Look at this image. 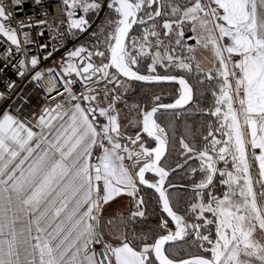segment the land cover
<instances>
[{
  "label": "snow or ice",
  "instance_id": "1",
  "mask_svg": "<svg viewBox=\"0 0 264 264\" xmlns=\"http://www.w3.org/2000/svg\"><path fill=\"white\" fill-rule=\"evenodd\" d=\"M102 10L90 46L37 70L26 29L46 26L59 51ZM43 14L13 25L0 3V57L18 56L15 75L47 101L21 115L29 101L17 94L0 108V264H264V0H60ZM48 48L38 45L45 60ZM189 78L207 82L211 104L195 111L214 120L199 141L186 126L177 142L175 119L158 114L182 115ZM131 81L175 82L179 95L129 102ZM124 198L127 215H106ZM150 202L158 223L137 230Z\"/></svg>",
  "mask_w": 264,
  "mask_h": 264
},
{
  "label": "built area",
  "instance_id": "2",
  "mask_svg": "<svg viewBox=\"0 0 264 264\" xmlns=\"http://www.w3.org/2000/svg\"><path fill=\"white\" fill-rule=\"evenodd\" d=\"M0 3H3L6 9L13 13V25L28 23L29 21L34 24L37 19H46L48 17H46L43 12L47 9H50V14H58L60 12V0H41V4L39 5L36 3V0H20V4L15 7L12 6V0H0ZM93 27L94 24L91 23L87 31L82 34H78L75 39L69 37L64 41H61L63 46L59 49V51L53 50L52 43L47 35L46 26L40 25L31 29H26L30 31L31 38L33 41H35V43L28 45V48L29 55H37L39 58L37 70L56 67L61 61L65 51L73 48L74 46L80 44H86L90 46L92 43L88 40V36L91 33ZM42 29L45 31V35L38 36L37 33ZM45 42L49 44L48 50L53 51V55L47 60L43 58L45 52L38 49L39 43ZM3 47H6V45L0 46V51H2ZM18 59L19 57L17 56L6 61L0 57V92L8 93L7 83L15 80L16 86L14 92L11 93V99H4L2 108L8 107L9 104L15 106L14 102L17 100V94H21L29 101L21 113V115H24L29 113L30 110H38L39 106L46 103L47 101L44 100L42 90L36 88L33 83L29 82L27 77L21 79L15 75L16 70L11 67V63H15ZM79 87V84L75 85L76 89H79ZM53 96H55V93H53Z\"/></svg>",
  "mask_w": 264,
  "mask_h": 264
},
{
  "label": "trees",
  "instance_id": "3",
  "mask_svg": "<svg viewBox=\"0 0 264 264\" xmlns=\"http://www.w3.org/2000/svg\"><path fill=\"white\" fill-rule=\"evenodd\" d=\"M105 13L103 12V14L100 16L98 23L96 25H94V27L92 28V31H95L97 29V25L101 23V21L104 18ZM95 16H89V20L93 21L95 19ZM91 31V32H92ZM91 34V33H90ZM89 34L88 36V40L93 43L92 39H91V35ZM135 34V33H133ZM158 72L160 74H165L164 69L159 68L158 67ZM141 73L143 74H148L146 71V66H144L141 69ZM174 74H181L179 72H174ZM188 78V77H186ZM189 82L193 85L194 88H196V95L194 97L193 102L186 108L179 110L182 112V115L180 117L174 118L171 113H166L164 115H159L158 114V122L161 123L164 126L168 125V122L170 120L175 119V131H176V139L177 142L179 140V137L181 134L184 133V129L185 127H189L191 129L192 135L196 138L197 141H199L200 139V135L202 132H206L207 131V121L212 119L214 120V118L209 117L206 113H199L196 112V106L199 105L200 107H208L211 104V97L209 95V93L206 91V89L208 88L207 82H205V84L203 85H196L195 80H192L189 78ZM132 84H130L131 88L130 91L127 94V98H130V101H145L147 100L149 102V106H151V101H150V97L151 94H158L161 95L162 97V102L163 103H172L174 101L175 98L178 97V88L179 86L177 84H154V85H148V84H143L140 82H132ZM203 91L204 95L201 96L200 92ZM191 106V109H190ZM217 136L219 137V134L217 133ZM172 139V135H171V130H169V140L171 141ZM174 153L172 154V156L170 157L173 158L174 157ZM165 163H168V161H165ZM222 166V165H221ZM148 176H150V174L147 173ZM181 173H177L176 176H172V182L173 183H177V184H182L184 183V181L180 178L181 177ZM171 191V190H170ZM181 191H183L181 189ZM152 192L149 191L148 195L151 196ZM173 202H175V198H173ZM155 207L154 202H150L149 203V215H148V219L147 221H145L143 224L137 223L135 225V227L137 228V230H139L140 228H148L151 227L152 225L158 223V217H159V213L158 212H153V209ZM124 212V211H123ZM125 215L126 212H124ZM196 249L192 248L190 246H187V253L185 255L188 254H196Z\"/></svg>",
  "mask_w": 264,
  "mask_h": 264
},
{
  "label": "rangeland",
  "instance_id": "4",
  "mask_svg": "<svg viewBox=\"0 0 264 264\" xmlns=\"http://www.w3.org/2000/svg\"><path fill=\"white\" fill-rule=\"evenodd\" d=\"M103 12H104V11L102 10L99 14H97L96 17H95V19H94L93 21H91V23H93L94 25H96V24L98 23V20H99L100 16L103 14ZM186 35H191V33H190V32H187ZM198 55H199V53H198ZM141 74H142V73H141ZM143 74H144V73H143ZM132 82H136V81H132ZM130 84H132V83L130 82ZM168 84H169V83H168ZM178 86H179V85H178ZM130 88H131V86H130ZM130 88H129L128 92L130 91ZM178 95H179V94H178ZM127 97H128V96H126L125 99H127L129 102H132V101L129 100L130 98H127ZM117 107H119V108H121V109H124V103H123V101H122L120 104H118ZM127 115H129V111H128L127 109H124L123 112H122V117H121L122 122H123V118H124L125 116H127ZM152 146H153V147L155 146L154 143H153ZM148 174H150V176H152L151 173H148ZM146 175H147V174H146ZM122 201H125V203H118L117 206H115V207H113V208H110V210L107 209V210H106V213H111V214H113L114 212L124 211V212H126V214H128V212L130 211V209H129V207L127 206L128 204H127V200H126V198L122 199ZM172 227H173V226H172ZM173 231H174V227H173Z\"/></svg>",
  "mask_w": 264,
  "mask_h": 264
},
{
  "label": "water",
  "instance_id": "5",
  "mask_svg": "<svg viewBox=\"0 0 264 264\" xmlns=\"http://www.w3.org/2000/svg\"><path fill=\"white\" fill-rule=\"evenodd\" d=\"M177 75H179V74H177ZM136 82H140V81H136ZM140 83H143V84H148V85H154V84H176L175 82H159V83H156V82H140ZM178 85V84H177ZM193 101H190L189 102V104L188 105H184L183 106V109L184 108H186V107H188L191 103H192ZM179 110H182V109H179ZM163 159V158H162ZM152 174V173H151ZM152 175H154V174H152ZM174 227V226H173Z\"/></svg>",
  "mask_w": 264,
  "mask_h": 264
},
{
  "label": "crops",
  "instance_id": "6",
  "mask_svg": "<svg viewBox=\"0 0 264 264\" xmlns=\"http://www.w3.org/2000/svg\"><path fill=\"white\" fill-rule=\"evenodd\" d=\"M2 103H3V100H0V108H2ZM255 171H256V169L254 168V174H255ZM256 190L259 191V188L257 187ZM126 200H127V198H126ZM118 203H125V201L117 200L115 203H113V204L110 205V207L108 208V210H110V208H113V207L117 206ZM115 213L116 212H114L113 215H115ZM107 214H109V213H106V215Z\"/></svg>",
  "mask_w": 264,
  "mask_h": 264
}]
</instances>
